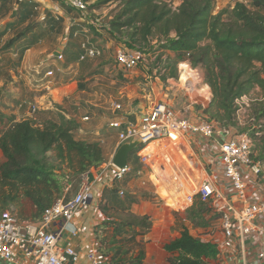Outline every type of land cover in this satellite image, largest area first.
<instances>
[{"label": "trees", "instance_id": "16d2710c", "mask_svg": "<svg viewBox=\"0 0 264 264\" xmlns=\"http://www.w3.org/2000/svg\"><path fill=\"white\" fill-rule=\"evenodd\" d=\"M107 4H115L107 24L99 27L98 19H92L91 28L95 32L105 30L117 43L128 48L145 53L159 52V57L165 55L163 80L177 77L178 63L183 61L204 69V81L212 93L209 104L202 109L208 119L227 127L236 126L235 99L254 88L263 92L264 0H234L229 10L217 13H214L215 0H182L175 10L166 0H95L93 4H87L84 11L65 4L62 7L67 13L76 10L79 18L84 19L91 9ZM37 7L38 4L31 0H0V21L6 19L0 29V40L9 31H16L2 45L3 51L13 49L22 39L29 40L22 45L26 50L46 34L52 39L64 31L65 17L54 16L47 10L40 32H33L36 25L31 26V21L38 17ZM26 23V28L20 29ZM67 28L65 44L58 49L63 55L60 62L64 68L89 60H79L85 39L82 38L80 43L72 41L75 31L81 30L73 24ZM29 31L31 38L27 35ZM85 33L82 35L86 36ZM77 87H82L81 81L77 82ZM13 101L18 103L17 98ZM256 101L252 110L253 122L240 131L253 139L252 159L264 163V98ZM38 114L40 119L16 121L14 115L0 111V151L4 158L0 162V214L10 209L17 217L33 221H38L43 211L63 195L70 174L80 175L107 159L100 141L91 134L80 136L79 122L66 117L59 104ZM49 152H54V159L59 165L65 164L69 173L62 172L60 166L49 160ZM128 161L133 167L125 177L124 185L139 169L136 150L129 154ZM147 197L146 193L127 192L121 196L115 186L102 191L100 202L104 210L111 206L129 212L133 206L146 202ZM183 216L195 228H207L215 220L208 203L199 196L194 198ZM96 227L95 237L107 256L103 264L144 263L145 247L141 241L151 228L146 214L129 212L123 220H105ZM103 228H108L106 236H101L97 230ZM162 248L168 264H212L218 259L216 244L192 235L187 226ZM135 250L137 252L133 254Z\"/></svg>", "mask_w": 264, "mask_h": 264}, {"label": "built area", "instance_id": "2783aa9c", "mask_svg": "<svg viewBox=\"0 0 264 264\" xmlns=\"http://www.w3.org/2000/svg\"><path fill=\"white\" fill-rule=\"evenodd\" d=\"M181 1L166 0L172 10ZM55 3L79 11L87 7L84 0H55ZM81 47L83 53L79 60L101 53L89 40L82 42ZM147 55L119 43L113 52V68L126 77L143 64ZM53 57L63 61L60 50ZM44 61L36 64L33 72L43 81V89L50 91L56 72L45 69ZM178 67L177 77H167L163 81L169 84L174 81L176 87L195 94V98L180 108L167 102H153L127 110L120 100L112 101L113 117L108 127L116 132L117 142L106 161L81 173L74 192L72 182H66L63 195L43 211L38 221L21 219L10 209L3 211L0 214V262L80 264V258H84L86 264H103L107 256L100 249V242L93 236L90 225L78 218L87 209H96L105 188L116 186L121 196L125 194L121 185L133 166L128 161L120 168L112 159L120 145L132 142H139L135 149L139 169L135 177L127 181L128 185L134 179L152 185V193L158 201L171 212L182 215L184 222L187 221L183 214L196 196L208 203L215 220L207 228H196L199 235L195 236L216 244L218 259L215 264L221 258L229 260V264H261L264 261V163L252 159L253 139L240 131L246 123L241 124L237 115L243 105L248 106L246 101L251 100L250 95L243 94L235 99L236 126L227 127L208 119L202 112L212 93L199 67H192L188 61L178 63ZM61 70L56 68V71ZM165 72L164 65L159 70L160 77ZM182 73L187 76L183 78ZM263 98L264 90L259 99ZM81 119L87 121L89 116ZM253 120L250 118V122ZM230 127L236 128L238 133L226 142ZM160 187L165 197L161 196ZM216 228L217 233H211ZM74 237L78 238V245L72 243ZM251 243L257 244L258 250L255 260L248 263L243 258Z\"/></svg>", "mask_w": 264, "mask_h": 264}, {"label": "rangeland", "instance_id": "374dc122", "mask_svg": "<svg viewBox=\"0 0 264 264\" xmlns=\"http://www.w3.org/2000/svg\"><path fill=\"white\" fill-rule=\"evenodd\" d=\"M32 1L38 4V17L33 19L34 22L31 21V26L36 25L32 29L33 32H40V25H42L44 21L43 14L47 10L54 16L61 15L65 17V29L60 35L54 38L52 37V39L46 34L34 46L26 50L22 49V45L28 43L29 40L24 39L23 41L22 39L15 44L13 49L3 51L2 45H4L16 31H9L0 40V111L1 109H15L11 106L12 101L15 100L17 93L23 92L25 102L22 103L23 107H21L20 110H27L33 116H36L39 111L53 109L55 104H47L45 108V105L40 104L34 96L49 93L57 87L66 85L65 88L63 87V91L69 94L68 99H66V107L71 106L73 108L71 112H69L68 118L75 117L80 123V136H85L86 134L93 135L95 140L97 139L100 141L105 155L108 156L117 142L116 132L108 127V123L113 117L110 110L112 101L120 100L124 104L125 110H127L132 106H147L153 102H167L175 108H180L186 105L188 101L195 98V94L191 92L187 93L185 89L176 87L174 81L169 84L160 77L159 70L166 63L164 60L166 58L165 55L159 57V53L155 56L153 53H148L143 64L140 65L135 72L128 73L126 77L114 70L113 52L115 46L119 43H117V41L105 30L102 31L100 29V33L97 31L95 32L89 24L92 22V19H98L97 24L99 27L106 25L109 15L113 14L111 13V9L115 7V4H107L99 8H94L93 10L91 9V13L89 12V15L81 20L82 17L79 18L76 10L67 13L62 7L63 5L55 3V0ZM94 1L95 0H89L86 4L89 6L93 4ZM233 4L234 0H215L214 13L221 10H229ZM57 8L59 9L57 10ZM5 20L6 19L0 21V29L3 28L2 24ZM72 24L81 30V32L75 31L72 41L80 43L82 38H84L85 41H93L92 44L98 46L101 53L99 56L90 58L81 64L75 62V68L65 71H56L57 66L63 67V63L61 64V62L57 61L53 56L56 54V51L59 48L61 49L65 44V35L68 32L67 26H71ZM26 26L27 23L23 24L20 29L26 28ZM83 30H86V36L82 35V32L84 34ZM27 35L29 36L28 38H31V31H29ZM42 60H45L44 63L47 69H53L56 72L52 81L55 84L50 91L43 89V81L33 72V67ZM23 64L26 65L24 68ZM94 70H97V72L92 73L95 72ZM199 71L204 75V69L202 67H199ZM19 74L21 77H19ZM13 76H17V78L14 79ZM78 81L82 82V87L80 88H76V83ZM58 92H60V90L53 91V96H57ZM260 97L261 91H253L249 96L251 100L246 101L248 106L243 105L240 108L237 115L242 122L241 124H247V121L250 122V118H252L253 114V105ZM46 101L48 103V101L51 100L47 98ZM42 106L45 109H40ZM34 107L36 110L32 111ZM84 115L89 116L87 121H82L81 118ZM47 155L49 160L53 161L54 165L61 167L62 172L69 173L65 164L59 165L60 163L54 159V152H49ZM78 178L79 175L70 174L68 180H66V182H72L73 192L77 187ZM121 186L127 193L148 194L146 202L135 205L129 212L135 215L146 214L149 217L151 228L141 242L143 246H145L146 243L151 245L153 250H155V254L157 250L158 252L161 250V245L176 237L184 226H187L192 235H199L195 227H191L189 223L181 220L182 215L174 211L171 212L165 205L158 201V198L152 193L154 189L152 185L142 184L140 180L134 179L129 182V185L126 183ZM16 210H18L17 207ZM129 212L120 211L111 206H108L107 209L104 210L101 202H98L95 210L92 208L87 209V216L84 218L83 222H87L90 225L93 236H95V227L101 224L102 221L123 220L128 217ZM97 230L101 236H106L108 232V228ZM214 232L217 233V228L213 229L211 233ZM137 239H140V237H137ZM136 252L135 250L133 254ZM160 258L162 257L160 256Z\"/></svg>", "mask_w": 264, "mask_h": 264}, {"label": "crops", "instance_id": "0c3cea01", "mask_svg": "<svg viewBox=\"0 0 264 264\" xmlns=\"http://www.w3.org/2000/svg\"><path fill=\"white\" fill-rule=\"evenodd\" d=\"M25 66L26 65L23 64V68ZM75 67H76V64H74L73 66L70 65L68 68L57 66V68H61L62 69L61 71L69 70V69L75 68ZM45 69H47V67H45ZM72 82H76V81H72ZM62 86L64 88L66 87V85H62ZM63 87H57V88L53 89L51 92H49V93L35 95L34 98L37 99V101H39L40 104H44L45 108L47 107V104H51V103L52 104H59L61 106V108H62L63 114H65L66 117H69V112H71V110L73 108L71 106H69V105H68L69 107H66V104H67L66 99H68V97H69L68 95L69 94H66L63 91ZM76 88H77V85H76ZM56 90H60V92H58L57 96H53L52 92L56 91ZM19 91H21V90H19ZM253 91H261V90L259 88H254L248 93V95H250ZM261 95H262V91H261ZM15 97L18 99V103L16 104L14 101H12V104H11V106L14 107L15 109H13V110L1 109V112H3L6 115H14L16 121H19V120H22V119H27V118H38V119H40V115L39 114H37L36 116H33L27 110H20V108L23 107L22 102H25V100L23 98L24 97L23 92L17 93ZM19 98H21V99H19ZM47 98L51 100V101H48V103L46 101ZM45 108L42 106L40 109H45ZM2 161H3V156H2V153L0 151V162H2ZM133 207H132V209H133ZM86 214H87L86 212L82 213L81 216L78 219H83V221H84V218H86V216H87ZM71 241L75 245L79 244V240L76 237L71 238ZM162 246L163 245H161V250L159 252L157 250V253L155 254V250H153V247H151V245L146 243V245L144 246L145 247V258H144V263L143 264H147V263L148 264H151V263H153V264H168L166 262V252L163 250ZM257 250H258V245L257 244H252V243L249 244L246 247V250H245L247 256L245 255L246 258H243V259H245L248 263H250L252 260H255L254 257L256 255V251ZM160 256L162 258H160ZM219 261L220 262H218L216 264H229V262H230L229 260L224 259V258H221V260H219ZM79 263L80 264H86V261L84 260V258H80ZM0 264H5V263L0 262ZM261 264H264V261Z\"/></svg>", "mask_w": 264, "mask_h": 264}, {"label": "water", "instance_id": "95a60500", "mask_svg": "<svg viewBox=\"0 0 264 264\" xmlns=\"http://www.w3.org/2000/svg\"><path fill=\"white\" fill-rule=\"evenodd\" d=\"M237 133L238 130L236 128L230 127L229 133L226 136L225 141L230 142L232 136ZM138 145L139 142L125 143L120 145L113 156L112 162L120 168L125 167L129 159V154L134 151Z\"/></svg>", "mask_w": 264, "mask_h": 264}, {"label": "bare ground", "instance_id": "6f19581e", "mask_svg": "<svg viewBox=\"0 0 264 264\" xmlns=\"http://www.w3.org/2000/svg\"><path fill=\"white\" fill-rule=\"evenodd\" d=\"M185 66H181V68H184ZM186 71H188V66L186 68ZM187 75H185V73H182V77H186ZM160 189V193H161V196L162 197H165L166 196V193L163 191L162 187L159 188Z\"/></svg>", "mask_w": 264, "mask_h": 264}]
</instances>
